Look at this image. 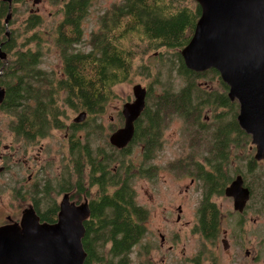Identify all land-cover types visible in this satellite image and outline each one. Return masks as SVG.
<instances>
[{
    "label": "trees",
    "instance_id": "obj_1",
    "mask_svg": "<svg viewBox=\"0 0 264 264\" xmlns=\"http://www.w3.org/2000/svg\"><path fill=\"white\" fill-rule=\"evenodd\" d=\"M93 1L59 0L63 20L55 32L54 46L62 56L64 69L57 79L43 76L38 67L42 56L40 50L37 51L40 46L37 49L29 47L38 42L36 33L28 36L22 49H16L13 35L10 39L5 37L4 19L8 6L0 2V43L4 41L3 49L14 56L0 78L1 85L6 88L0 110L14 116L9 123L10 131L17 139L32 143L45 138L52 130L62 129L59 102L89 116L101 114L112 98L113 87L137 72L133 65L137 54L143 56L152 51L160 52L159 58L170 55L168 59L178 61L177 72L185 85L183 89L173 91L168 83L159 94L153 93L152 86L146 88V105L137 120L133 144L139 143L144 147V161H149L161 148L162 129L172 117L184 119L189 126L194 125L201 132L206 128L202 126V110L211 109L216 113L214 121L217 126L207 128V139L203 137L199 144L202 149L207 148L206 152L211 155L207 162L211 171H205L201 166L196 169L199 172L196 177L199 176L207 196L222 195L227 181L223 174L226 158L216 153L213 141L215 143L217 139V146L227 152L229 143H237L245 134L236 118L238 106L234 103L229 105L225 94L207 92L204 87L196 85L198 79L210 78L213 79L211 81H219L220 90L225 93L227 86L219 74L213 69L202 73L187 70L181 58L180 51L190 41L201 15L200 7L194 0H121L100 16L98 32L89 37V52L81 54L75 52V46L82 42L81 22ZM41 24L39 16L29 15L25 20V34ZM98 128V125L94 126V129ZM90 135L87 137L90 152L95 153L91 151L96 147L92 146ZM69 143L72 172L67 171L64 186L68 187V181L72 180L70 185L77 188L79 196L83 190L81 166L88 149L82 148L74 136ZM94 155L97 157V154ZM191 155L193 157L194 154L191 152ZM192 157L190 160H193ZM196 170L190 169L188 174L193 177ZM102 174L104 176L107 172L104 170ZM131 176L128 174L124 179L119 178L114 185H110L104 177L92 178V184L98 183L101 188L98 213L102 217L103 230L90 234L85 242L81 240L88 255V262L84 260L83 264L129 263L132 246L145 233L143 224L146 216V211L135 203V193L129 180ZM119 184V188L110 191L109 187ZM214 216L216 214L212 213V218ZM106 242L111 244L107 250L99 251L94 247Z\"/></svg>",
    "mask_w": 264,
    "mask_h": 264
},
{
    "label": "rangeland",
    "instance_id": "obj_2",
    "mask_svg": "<svg viewBox=\"0 0 264 264\" xmlns=\"http://www.w3.org/2000/svg\"><path fill=\"white\" fill-rule=\"evenodd\" d=\"M120 1L94 0L92 2L87 10L86 16L81 22L82 42L75 46V52H80L81 54L89 52V37L92 33L98 32V20L100 16L111 5L120 3ZM11 11V20L5 31L8 32L7 37L12 35L15 37L14 44L16 45V49H22L23 43L28 39V36L36 33L39 40L37 44L34 43L29 47L31 49H37L40 46L37 51L40 50L42 56L38 66L46 72L57 73L54 79L61 77V73H58L63 70L62 56H60V53L54 46L55 32L63 20L61 2L59 0H40L34 6L33 0H14ZM30 14L39 16L42 19V24L26 35L24 30L25 20ZM153 53L151 51L143 56L137 54L133 62L134 67L137 68V72L127 81L113 87L112 98L106 104L103 113L97 114L96 116L85 114V117L79 122L83 124V129L81 131L77 130L75 137L81 135L84 138L88 134H91L90 138L93 147H100L113 155L112 150L109 149L108 136L114 130L122 127L123 121L120 113L123 104L133 101V86L141 85L145 89L152 86L153 93L155 94L161 93L163 86L169 85L168 83H170L173 91L183 89L185 82L178 75V61L168 59L170 55L160 56L159 58L158 53L160 52ZM13 59V54H9L7 61L10 62ZM211 80L213 79H198L196 85L204 87L207 92L226 95V93L220 90V82ZM233 103V105L238 106L236 101ZM58 105L62 113L61 119L66 126L73 124L74 120L82 113L81 110H71L62 102H59ZM219 112H223V110H219ZM215 114V112H212L208 108L202 110V126L206 128L200 129L201 132L194 125L189 126L184 119L174 116L162 129L161 148L153 154V159L147 162L144 161L142 148L139 143L133 144L130 152L123 157V161L120 163L121 168L124 169L126 167L127 169H132L131 183L135 193V203L145 210L147 215L144 222L145 233L133 249V252H131L130 258H139V256L145 258V249H149V244L152 245L151 248L154 252L160 243V235L166 238L167 236L170 237L171 233L178 231L184 220L186 221V226H188L187 221L189 220V226L195 225L196 217L194 213L197 208L196 206L201 201L202 194L205 192L203 191L202 182L198 183L192 175L188 174V170L193 169V167L189 166L190 162L187 160L182 162L181 160L188 153L189 158L192 157V152L194 154L193 157L197 161H201L200 153L203 147H199V144L203 141V137L208 135L207 128L217 126L213 117ZM230 118L231 115H229L228 119ZM12 119V115H8L6 112L0 110V153L3 154L4 152V155L9 154L4 149L6 146H12L10 148L12 152L18 147L28 149L38 145L48 147L47 153L52 159L50 163L52 174L54 176L56 175V177L62 174L64 171L63 167L69 162L68 154H70L64 138V128L60 131L52 130L49 137L39 141L36 145H29V143L22 141V139L14 137L10 131L9 123ZM95 125H98V130L94 129ZM93 130L95 133H93ZM243 133L245 135L243 139L237 141L236 147L233 148V145H230L228 162L224 165L226 169L223 172L227 179L225 186L235 178V174L240 176L250 174L248 170L253 168L254 159L256 161L259 160L255 157L256 145L252 144L251 135L245 132ZM80 140L83 142L81 138ZM194 141L196 144H194ZM203 150H207V148ZM262 158L263 156L261 154L260 159ZM66 166L69 169V166ZM147 166L150 167L149 172L145 171ZM256 173L257 170L255 171ZM4 177L3 175L2 178ZM190 180H195L193 185L190 184ZM255 182H259L258 186L260 185V179ZM251 187L253 189L258 188L253 184H251ZM213 196H216L213 197L212 201L219 207L222 220L226 219L227 210L231 207L229 199L227 200L223 194L222 196L215 194ZM242 196L243 194L241 198ZM7 200V193L1 192L0 214L3 204ZM60 201L61 197H58L57 202L60 203ZM179 206L183 210V215L181 214V222L177 223V208ZM224 225L225 222H223ZM103 250H107V247Z\"/></svg>",
    "mask_w": 264,
    "mask_h": 264
},
{
    "label": "flooded vegetation",
    "instance_id": "obj_3",
    "mask_svg": "<svg viewBox=\"0 0 264 264\" xmlns=\"http://www.w3.org/2000/svg\"><path fill=\"white\" fill-rule=\"evenodd\" d=\"M5 37L9 39L10 36ZM3 45L4 41L0 43V78L11 62L7 61L8 55L13 54L6 53V50L3 49ZM38 67L45 74H43V76L54 78L57 75V73H49L42 70L40 66ZM60 73L63 74V70L58 74ZM0 89L4 91L3 100L0 102V104H2L6 97V88L0 83ZM222 92H224V90ZM225 93L228 97V87ZM261 94L264 97V91H262ZM232 103L233 102L229 100V105ZM141 114L139 118L141 117ZM120 115L123 121V127L124 118L121 113ZM215 116L216 114L213 117L215 118ZM12 117L14 119L13 115ZM137 124L136 121L134 123L132 140L122 149L112 146L109 142L110 136L122 127L110 133L108 136V145L109 149L112 150L113 155L100 147L91 150L96 151L95 153L90 152L89 141L87 140L88 135L84 138H82L81 135L75 137L77 134L76 131H81L83 129V124L74 122L68 126L64 125V123L62 124L65 131L64 138L69 152V140L72 136L79 141L82 148L85 147L88 149L86 151L87 155L84 156L81 166V183L83 190L79 196L77 188H73L70 185L72 180L68 181V183H70L68 187L64 186V179L66 178L67 171H69L68 173L72 172L70 154H68L69 162L66 164L69 166V169L65 165L63 167V173L56 177V175L54 176L52 174L50 166L52 159L47 153L48 147L40 145L34 146V148L31 149L18 147L12 152L10 149L12 146H6L4 149L9 154L4 155V152L3 154L0 153V193H7L8 200L2 207V212L0 214V228H11L20 232L25 226L34 227L36 225H56L58 223V214L61 206L64 203V200H67L69 205L74 207H84L87 210L86 215L81 222L84 229V235L82 238L84 239V242L85 240H88L87 238H89L90 234L101 232L103 230V225H101L102 217L98 213L101 198L99 189L101 188L98 183L92 184V178L96 179L104 177V179L107 178L110 185H114L119 178L124 179L128 174L132 175V169H127L126 167L122 169L120 163L123 161L125 154L129 153L133 146ZM62 129H56L55 131H60ZM51 132L45 138L49 137ZM12 134L14 135V133ZM14 137L16 136L14 135ZM80 138L83 142H81ZM43 139L35 140L34 142L29 143V145H36ZM241 139H243V135L241 136ZM217 142V139L215 140V143L213 141V148L218 155L226 158L227 163L230 145H233L234 148L237 146V143L234 144L230 142L227 152H224V150L217 146ZM140 147L142 148L143 154L144 147L142 145H140ZM94 154H97V157ZM183 157L184 158L181 161H189V166L193 167V169H200V167L203 166L205 171H211L207 164L208 159H211L209 151L206 152V150L201 149V161H197L194 157L192 158L195 160H190L189 153ZM254 165V169L251 168L248 170L250 174L246 176L235 174V178L225 186L223 195L227 200L229 199L231 204L230 209L227 210L225 216L226 219L222 220L219 213V207L214 201H212L213 197L216 196H213L214 194L207 196L204 193L202 194L201 201L197 204L194 213L196 217L195 225L189 226V220L187 221L188 226H186V221L184 220L178 231L171 233L170 237L167 236L166 238L160 235V243L155 248L154 252L151 248L152 245L149 244V249H145V258L139 256V258L132 259L130 258V254H132L131 252H133V249L139 243L137 242L132 246L129 252L128 264H264V156L258 161L254 159ZM94 166L96 167L95 170H93ZM149 168L150 167L147 166L145 171L149 172ZM104 170L107 174L103 176L102 171ZM256 170L257 173L255 174ZM194 174L193 178L198 183H201L199 176L196 177L199 172L196 170ZM3 175L5 176L4 178H2ZM122 175L123 177H121ZM236 178H240L241 180V192L243 196L241 198V196L238 197L236 195L237 199L235 203L234 198L232 196H226L224 191L226 188L230 187ZM259 179L260 185L258 186L259 182L256 183L255 181ZM129 180H131V178ZM195 180H190V184L193 185ZM251 184L258 188L253 189ZM119 187L120 184L116 187H109V189L113 192V190H116ZM58 197H61L60 203L57 202ZM177 211L178 215L176 222L180 223L183 210L179 206ZM212 213L216 214L214 218H212ZM146 218L147 215L145 216V220ZM223 222H225L224 226ZM96 239H99L98 236H96ZM96 245L94 247L97 250L106 249V247L109 249L111 247L110 242H106L102 246L98 244ZM85 254L86 256L84 260L88 262L86 251Z\"/></svg>",
    "mask_w": 264,
    "mask_h": 264
},
{
    "label": "water",
    "instance_id": "obj_4",
    "mask_svg": "<svg viewBox=\"0 0 264 264\" xmlns=\"http://www.w3.org/2000/svg\"><path fill=\"white\" fill-rule=\"evenodd\" d=\"M0 1L8 5L4 20L7 29L13 0ZM194 1L200 7L201 15L190 41L180 51L184 66L196 73L213 69L219 74L228 87L229 100L238 103V125L251 135L252 144L256 145L255 157L260 159L261 154L264 156V97L261 94L264 0ZM39 2L33 0L34 5ZM3 94L0 89V102ZM146 94L141 85L133 86V101L122 106L124 125L109 138L112 146L122 149L132 140L133 123L145 108ZM84 117L82 112L74 123H79ZM224 193L232 196L236 203L237 196L242 195L240 178H236ZM86 212V208L71 206L64 200L57 220L62 231L51 234L53 238L49 241L40 232L41 225L25 226L32 229L33 235L0 228V259L7 264H83L86 254L81 242L84 235L81 222Z\"/></svg>",
    "mask_w": 264,
    "mask_h": 264
},
{
    "label": "bare ground",
    "instance_id": "obj_5",
    "mask_svg": "<svg viewBox=\"0 0 264 264\" xmlns=\"http://www.w3.org/2000/svg\"><path fill=\"white\" fill-rule=\"evenodd\" d=\"M202 73V72H201ZM261 88H262V91H264V78H262V81H261ZM139 119V117L134 121V123ZM133 123V124H134ZM71 212V211H70ZM62 231V228L61 226H59V223H57L56 225H52V226H41V229H40V232H42L44 234V237L47 241H49L50 239L53 238V236L51 234H56V233H60ZM21 233H26L27 235H33V231L32 229H28V228H25L23 227V230L20 231ZM45 234H49V235H45ZM50 236V237H49ZM1 245V244H0ZM3 248V245L2 247ZM8 262L5 261V260H1L0 259V264H7Z\"/></svg>",
    "mask_w": 264,
    "mask_h": 264
}]
</instances>
